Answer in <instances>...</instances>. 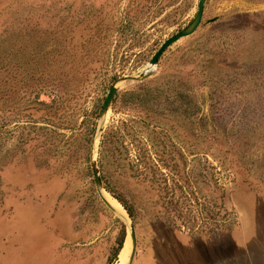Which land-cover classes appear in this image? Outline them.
<instances>
[{
  "label": "rangeland",
  "instance_id": "374dc122",
  "mask_svg": "<svg viewBox=\"0 0 264 264\" xmlns=\"http://www.w3.org/2000/svg\"><path fill=\"white\" fill-rule=\"evenodd\" d=\"M198 2L0 0V264H119L124 228L127 264L130 224L148 264H264V0L151 66Z\"/></svg>",
  "mask_w": 264,
  "mask_h": 264
},
{
  "label": "water",
  "instance_id": "95a60500",
  "mask_svg": "<svg viewBox=\"0 0 264 264\" xmlns=\"http://www.w3.org/2000/svg\"><path fill=\"white\" fill-rule=\"evenodd\" d=\"M205 1L206 0H199L196 16H195L193 22L188 27L177 32L176 34L169 37L167 40H165V42L162 43V45L158 48V50L154 53L153 57L150 60L151 66H154L155 64L158 63L159 57L163 54V52L171 44H173L175 41H177L178 39H180L182 37L191 35L192 33H194L196 31V29L201 24V21L203 18ZM149 70H150V67L145 69L146 76L148 75ZM116 91H117V87L115 85L111 86V88L109 89V92L107 94L106 100L103 104L102 115L109 108ZM100 131H101V129L99 128L98 132H100ZM94 172H95L96 181L99 184V186L102 188V190H100L102 193V197L104 198L105 202L114 210V207L112 206V204L103 195V190L107 191V189L105 188V186L103 184L102 178L98 174L97 168H94ZM130 238H131V242H132V251H131L130 259H129L127 264H130L132 262L134 255H135V252H136V246H137V235H136V230H135V227L133 226V224H132L131 231H130Z\"/></svg>",
  "mask_w": 264,
  "mask_h": 264
},
{
  "label": "trees",
  "instance_id": "16d2710c",
  "mask_svg": "<svg viewBox=\"0 0 264 264\" xmlns=\"http://www.w3.org/2000/svg\"><path fill=\"white\" fill-rule=\"evenodd\" d=\"M44 89H50V90L54 91V93H52V94L57 96V99H54L50 104L37 100L38 104L43 105V106H47V107H52V106H55L56 104H58L59 101H62V98L64 97V95H63L64 92L62 90L63 85L61 84L60 81H57L56 79H52V80L46 79L45 82H43L42 84H39V86L36 88L35 91L39 92V91H42ZM25 115H27V114H25ZM96 116H98V114H96ZM67 127H69V126H67ZM70 128H72V127H70ZM81 131H82V129H80V130L78 129L77 132H81ZM95 131H96V127H95L94 131H92V133L94 132V134H95ZM75 134H77V133H75ZM107 188L112 192V194L115 197H117L119 199V201L124 205L125 209L128 210L130 216H132L133 213H132L130 206H128L127 203L119 195H117L108 185H107ZM125 238H126V229L124 228V230L122 231V236H121L120 242H119L118 253L120 252V250L124 246ZM108 264H111V263H108Z\"/></svg>",
  "mask_w": 264,
  "mask_h": 264
},
{
  "label": "bare ground",
  "instance_id": "6f19581e",
  "mask_svg": "<svg viewBox=\"0 0 264 264\" xmlns=\"http://www.w3.org/2000/svg\"><path fill=\"white\" fill-rule=\"evenodd\" d=\"M107 197H108V195H107ZM112 197V196H111ZM113 199V198H112ZM111 199V200H112ZM117 199V198H116ZM115 199V200H116ZM119 201V200H118ZM118 204H119V207L121 206L122 207V205L119 203V202H117ZM123 208V207H122ZM125 208V207H124ZM124 210V209H123ZM131 227H132V224H130V226H129V232L131 231ZM128 248H129V244H128V241H126L125 242V245H124V247H123V249L121 250V253H120V262H119V264H124L125 262H126V260H127V251H128Z\"/></svg>",
  "mask_w": 264,
  "mask_h": 264
},
{
  "label": "crops",
  "instance_id": "0c3cea01",
  "mask_svg": "<svg viewBox=\"0 0 264 264\" xmlns=\"http://www.w3.org/2000/svg\"><path fill=\"white\" fill-rule=\"evenodd\" d=\"M153 258V257H152ZM150 259H142L141 258V260L139 259V257L137 258H135V256H134V258H133V260H132V262L130 263V264H148L147 263V261H149ZM155 263V260L154 259H152L151 260V262L149 263V264H154Z\"/></svg>",
  "mask_w": 264,
  "mask_h": 264
}]
</instances>
